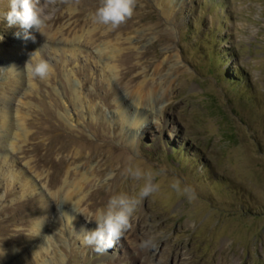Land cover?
I'll return each mask as SVG.
<instances>
[{"label": "rangeland", "instance_id": "obj_1", "mask_svg": "<svg viewBox=\"0 0 264 264\" xmlns=\"http://www.w3.org/2000/svg\"><path fill=\"white\" fill-rule=\"evenodd\" d=\"M100 3L41 0L35 42L0 21V264H264V0H136L115 29ZM136 168L158 190L96 252L85 217L137 195Z\"/></svg>", "mask_w": 264, "mask_h": 264}, {"label": "clouds", "instance_id": "obj_2", "mask_svg": "<svg viewBox=\"0 0 264 264\" xmlns=\"http://www.w3.org/2000/svg\"><path fill=\"white\" fill-rule=\"evenodd\" d=\"M136 8V0H101L100 6L92 15L94 24L109 26L112 29L119 27L131 18ZM49 17L41 4V0H8V10L0 12V21H6L8 27L18 26L22 29L23 38L36 40L34 33L43 35ZM17 36L20 33L16 34ZM3 37H0L2 39ZM24 70L28 76L35 80H45L54 71L48 60L40 55L39 49L34 50L26 61ZM130 174L139 179L145 177V182L135 196L116 194L110 197L106 206L97 210L91 219L85 217L89 223L94 222L95 227L82 228L83 244L94 248L96 252H104L111 248L122 234L130 227V221L138 205L144 198L149 197L158 190L152 173H144L139 168L129 169ZM171 187L177 192L181 191L180 182L175 181ZM185 192L188 189H184ZM155 239L143 242L142 247H155Z\"/></svg>", "mask_w": 264, "mask_h": 264}, {"label": "bare ground", "instance_id": "obj_3", "mask_svg": "<svg viewBox=\"0 0 264 264\" xmlns=\"http://www.w3.org/2000/svg\"><path fill=\"white\" fill-rule=\"evenodd\" d=\"M26 41H27V40H25V42H26ZM153 92H155V91H153ZM153 92H151L150 94H153ZM164 95H165V91L162 92V97H163ZM142 99H143V97H142V95L140 94V92H139V91H136V94L133 95V96L131 97V102H132V104H133L134 106H136V107H140V106H142L143 103L145 102V104L148 105L149 108H151V107H150V103H148V102H146V101H142ZM139 115H141V114L139 113L138 116H139ZM139 117H140V116H139ZM2 125H4V123H3ZM67 199H68V202H69L70 198H67ZM76 203H77V202H76ZM74 208L77 210L76 206H75Z\"/></svg>", "mask_w": 264, "mask_h": 264}, {"label": "trees", "instance_id": "obj_4", "mask_svg": "<svg viewBox=\"0 0 264 264\" xmlns=\"http://www.w3.org/2000/svg\"><path fill=\"white\" fill-rule=\"evenodd\" d=\"M245 76L242 74V71L241 69L237 68L236 69V78L235 77H231L229 79H227L230 84H233V85H238L241 83L242 79H244ZM175 150H172V151H175V152H178L179 151V148H173Z\"/></svg>", "mask_w": 264, "mask_h": 264}]
</instances>
